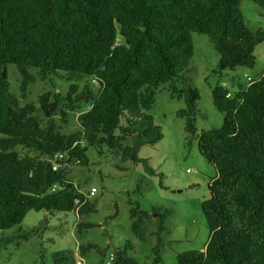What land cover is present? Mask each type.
Listing matches in <instances>:
<instances>
[{
	"label": "trees",
	"instance_id": "1",
	"mask_svg": "<svg viewBox=\"0 0 264 264\" xmlns=\"http://www.w3.org/2000/svg\"><path fill=\"white\" fill-rule=\"evenodd\" d=\"M251 1L264 10V0ZM193 32L209 37L220 71L253 67L254 49L264 40V29L252 31L245 23L240 0H0V230L19 224L32 209L93 211L68 177L72 165L88 162L87 145L105 144L121 161L141 163L154 175L138 153L163 137L147 111L154 89L169 82L171 95L185 101L176 112L185 118V131L197 138L199 153L216 169L209 197L201 203L208 241L203 250L177 253V264H264V71L232 92L216 83L212 103L222 113V124L197 133L199 91L188 75ZM7 64L21 76L17 95L9 90ZM31 69L41 79L56 75L73 82L64 96L47 91L39 95L38 107L21 105L27 85L36 79ZM84 76L96 91L89 81L78 91ZM82 102L88 106L76 116L80 130L63 133L67 111ZM127 137L131 145L123 144ZM17 146L38 154L21 155ZM58 153L65 158L53 169ZM171 211L151 209L157 213L151 264L161 261L160 234ZM129 213L133 234L143 239L151 213L138 204ZM94 246L79 248L84 253ZM131 250L126 241L112 264H138ZM53 256L55 264L71 261L69 251Z\"/></svg>",
	"mask_w": 264,
	"mask_h": 264
},
{
	"label": "rangeland",
	"instance_id": "2",
	"mask_svg": "<svg viewBox=\"0 0 264 264\" xmlns=\"http://www.w3.org/2000/svg\"><path fill=\"white\" fill-rule=\"evenodd\" d=\"M240 8L245 23L252 31L264 29V10L259 5L251 0H240ZM192 39L194 51L188 75L199 91L195 116L199 133L222 124V113L212 103L211 88L216 83L225 82L232 92L238 88V83L246 85L247 76L252 79L261 76L264 71V40L254 49L253 67L237 66L233 70L220 71L219 54L209 37L193 32ZM31 72L36 79L27 85V96L20 101L21 105L34 103L38 107L39 95L47 91L51 95L59 93L64 96L73 82L56 75L41 79L35 69ZM7 75L9 90L17 95L21 76L14 64H7ZM86 81H89L91 90H97L94 81L84 76L77 81L78 91L84 88ZM169 85L165 82L154 89V102L147 111L161 127L163 137L153 146L141 147L138 153L148 159L156 173H146L141 163L121 161L105 144L87 145L85 154L88 162L72 165L68 177L94 210L80 215L76 210H29L19 224L0 230V264H55L53 254L61 251L70 252L71 261L67 264H77V261L81 264H105L126 241L131 242L129 253L138 264H151L153 247L157 243V236L153 233L156 216H152V207L172 210L163 222L161 261L158 264H177V253L205 248L209 229L201 203L209 197L208 183L216 175V169L199 153L197 138L185 131V118L176 114L185 108L184 98L172 96ZM87 106L82 102L79 108L67 111V122L61 123L63 133L80 130L76 116ZM37 114L42 119L41 112ZM59 118V114L54 116L57 121ZM123 144L131 145L132 137H127ZM15 150L21 155L38 154L20 146ZM92 187L96 191L89 195ZM135 204L152 216L143 226V239L137 238L130 227L129 209ZM78 223L83 225L80 230ZM33 228L35 231L30 232ZM4 238L8 241L4 242ZM89 243L95 246L83 253L79 245Z\"/></svg>",
	"mask_w": 264,
	"mask_h": 264
},
{
	"label": "built area",
	"instance_id": "3",
	"mask_svg": "<svg viewBox=\"0 0 264 264\" xmlns=\"http://www.w3.org/2000/svg\"><path fill=\"white\" fill-rule=\"evenodd\" d=\"M252 81L251 77L247 76V83L246 85H249L250 82ZM223 86H227V84L225 82H222L221 83ZM245 85V86H246ZM230 95V92L227 93V96ZM63 158H65V155L63 153H58L54 158H53V169H56L58 166H59V163L58 161L59 160H62ZM96 189L94 187L90 188V191H89V195H93L95 193ZM80 203L79 199H76L75 200V204L78 205ZM114 258V255H111L108 260L105 262V264H112V260ZM77 264H81V262L77 261L76 262Z\"/></svg>",
	"mask_w": 264,
	"mask_h": 264
},
{
	"label": "crops",
	"instance_id": "4",
	"mask_svg": "<svg viewBox=\"0 0 264 264\" xmlns=\"http://www.w3.org/2000/svg\"><path fill=\"white\" fill-rule=\"evenodd\" d=\"M240 83H238V85H239ZM242 85V84H241ZM145 224V223H144ZM144 226V225H143ZM156 230H157V224H156V222H155V228H154V230H153V233L154 234H156L155 232H156Z\"/></svg>",
	"mask_w": 264,
	"mask_h": 264
},
{
	"label": "water",
	"instance_id": "5",
	"mask_svg": "<svg viewBox=\"0 0 264 264\" xmlns=\"http://www.w3.org/2000/svg\"><path fill=\"white\" fill-rule=\"evenodd\" d=\"M152 216H157V213H152Z\"/></svg>",
	"mask_w": 264,
	"mask_h": 264
}]
</instances>
